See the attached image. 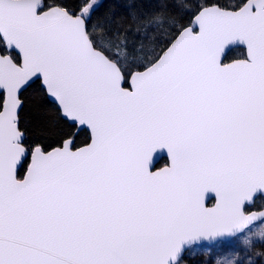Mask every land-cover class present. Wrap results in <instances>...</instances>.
I'll list each match as a JSON object with an SVG mask.
<instances>
[{
  "label": "water",
  "instance_id": "1",
  "mask_svg": "<svg viewBox=\"0 0 264 264\" xmlns=\"http://www.w3.org/2000/svg\"><path fill=\"white\" fill-rule=\"evenodd\" d=\"M0 38V264H177L264 220V0L202 7L127 82L45 0H0ZM36 81L88 143L26 146Z\"/></svg>",
  "mask_w": 264,
  "mask_h": 264
},
{
  "label": "trees",
  "instance_id": "2",
  "mask_svg": "<svg viewBox=\"0 0 264 264\" xmlns=\"http://www.w3.org/2000/svg\"><path fill=\"white\" fill-rule=\"evenodd\" d=\"M247 0H102L88 17V33L97 48L118 62L123 69L126 82L134 70L144 69L154 62L171 43L180 30L191 23L193 16L204 6L218 4L224 8L237 9ZM89 0H45L46 7L59 5L74 14ZM0 50L6 53L0 38ZM243 54L242 48L232 49L226 56L229 61ZM16 61L19 55L11 52ZM129 70H131L129 72ZM21 98L23 107L19 115V126L25 132L28 148L37 145L45 150L62 145L74 138V146H81L90 140L87 130L76 131V125L61 116L57 105L50 101L40 81L32 83ZM4 100L0 93V111ZM166 158L161 160L165 163ZM28 158L19 169V176L26 170ZM264 206L260 197L254 208ZM261 247L258 264H264V243ZM190 250V249H189ZM188 250V251H189ZM188 251L186 253H188ZM182 260L187 264H205L204 254H186Z\"/></svg>",
  "mask_w": 264,
  "mask_h": 264
},
{
  "label": "rangeland",
  "instance_id": "3",
  "mask_svg": "<svg viewBox=\"0 0 264 264\" xmlns=\"http://www.w3.org/2000/svg\"><path fill=\"white\" fill-rule=\"evenodd\" d=\"M102 0H89L77 14H82L88 19L93 8ZM131 70H129L130 72ZM264 243V220L253 224L242 234L231 240L220 241L212 246H192L188 255L197 253L205 255V264H258L261 247ZM177 264H187L182 259Z\"/></svg>",
  "mask_w": 264,
  "mask_h": 264
},
{
  "label": "flooded vegetation",
  "instance_id": "4",
  "mask_svg": "<svg viewBox=\"0 0 264 264\" xmlns=\"http://www.w3.org/2000/svg\"><path fill=\"white\" fill-rule=\"evenodd\" d=\"M235 49V48H234ZM243 49V54H241V55H239V56H237V57H235V58H233V59H231V60H229V61H232V60H235V59H241V58H244L245 57V49L244 48H242ZM225 61L226 62H228L227 60H226V58H225ZM88 143V142H87ZM86 144V143H85ZM84 145V144H83ZM73 147H78V146H74V144H73ZM168 161H167V159L165 160V163L164 164H166ZM160 165H163V164H161V162H160ZM260 197H264V196H258L257 198H256V200H255V203H256V201L260 198ZM213 203V201H211L210 202V204H212ZM255 203H254V205L253 206H248V207H246V211L248 212V211H251V210H258V209H261V208H254L255 207ZM262 208H264V206L262 207Z\"/></svg>",
  "mask_w": 264,
  "mask_h": 264
}]
</instances>
